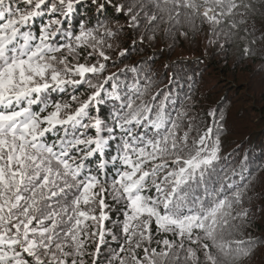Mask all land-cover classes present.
Listing matches in <instances>:
<instances>
[{
	"label": "snow or ice",
	"instance_id": "6c2138e0",
	"mask_svg": "<svg viewBox=\"0 0 264 264\" xmlns=\"http://www.w3.org/2000/svg\"><path fill=\"white\" fill-rule=\"evenodd\" d=\"M198 37L264 74V0H0V264L264 250V147L226 153L231 110L171 59Z\"/></svg>",
	"mask_w": 264,
	"mask_h": 264
},
{
	"label": "trees",
	"instance_id": "16d2710c",
	"mask_svg": "<svg viewBox=\"0 0 264 264\" xmlns=\"http://www.w3.org/2000/svg\"><path fill=\"white\" fill-rule=\"evenodd\" d=\"M139 56L133 55L132 59H139ZM220 58V60H218ZM172 60L181 59L187 63V70L196 73L197 83V95L201 97V92L203 91L204 96L208 100H204L205 104L211 103L215 105L216 103H222L226 109H230V127L232 129L231 135H226L225 138V152H232L234 149L245 145V150L252 151L253 159L256 160L257 157L261 155V148L264 147V120L262 117H258L257 114L251 116L250 113H255L258 104L254 106H249L252 103L253 96L250 91L241 89L244 85V79L251 81L257 75L259 76L263 88H264V74L260 72V63L249 62L251 66H255V69H250L249 72L245 70L244 62L236 61L235 54L233 52L227 53L225 55L221 52H216L213 54L208 53V57L203 56V51L201 47L193 46L192 49L186 50L182 55L172 57ZM160 63H164L163 60ZM159 67V65H157ZM216 74L220 76L222 83L218 86L211 87L210 93L205 88H207V76L210 74ZM244 73L248 74L247 76ZM243 79V80H242ZM245 91L244 95L240 92ZM262 94V93H261ZM247 105V107H246ZM259 160H256V165H259ZM261 173L257 172V193L264 189V185L259 182V177ZM256 223L258 227L254 229V233L257 237L264 235V222L260 219V201L256 200ZM264 253V250L257 251L255 258L258 255ZM263 263L264 262H259ZM254 264V263H252Z\"/></svg>",
	"mask_w": 264,
	"mask_h": 264
},
{
	"label": "rangeland",
	"instance_id": "374dc122",
	"mask_svg": "<svg viewBox=\"0 0 264 264\" xmlns=\"http://www.w3.org/2000/svg\"><path fill=\"white\" fill-rule=\"evenodd\" d=\"M193 46L201 47L202 51H203V56L205 58L208 57V52L206 51V49L204 47V41H203L202 37H198L197 41L195 43H189L187 41H182V40L176 41L175 50L172 53V57H176V56L184 54L186 52L187 48L192 49ZM218 60H220V58H218ZM243 65L245 66V70L247 72H249L250 69H255V66H251L249 62H244ZM244 75L247 76L248 74L244 73ZM244 80H245L243 82L244 85L241 86V89L246 90V88H247V90L250 91L252 96H253L252 103H250L248 105L254 106L255 104H258V107L255 109L256 112L255 113L251 112L250 115L254 116L255 114H257L258 117H262V119L264 120V88H263L261 80H260L258 75L254 79H252L251 81H247L246 79H244ZM222 82H223V80H221L220 76H217L216 74H212L210 72V74L207 76V88H205L207 91H205V93L206 92L210 93L211 87L218 86ZM223 85H225V84H223ZM240 94L244 95L245 91L240 92ZM199 98L201 100H208V98L206 96H204L203 91L201 92V97H199ZM246 107H247V105H246ZM259 262H264V253L261 255H258V258H255L254 262L252 261L251 264L252 263L263 264V263H259Z\"/></svg>",
	"mask_w": 264,
	"mask_h": 264
}]
</instances>
